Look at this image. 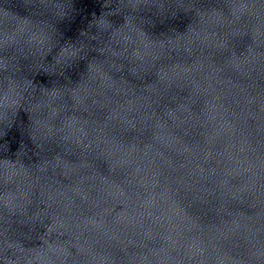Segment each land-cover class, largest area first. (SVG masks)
Here are the masks:
<instances>
[{"label":"water","instance_id":"obj_1","mask_svg":"<svg viewBox=\"0 0 264 264\" xmlns=\"http://www.w3.org/2000/svg\"><path fill=\"white\" fill-rule=\"evenodd\" d=\"M0 264H264V0H0Z\"/></svg>","mask_w":264,"mask_h":264}]
</instances>
